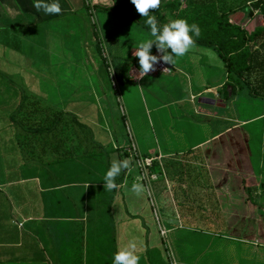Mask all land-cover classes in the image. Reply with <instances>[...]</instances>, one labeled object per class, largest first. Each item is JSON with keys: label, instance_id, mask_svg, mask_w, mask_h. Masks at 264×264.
Segmentation results:
<instances>
[{"label": "rangeland", "instance_id": "obj_1", "mask_svg": "<svg viewBox=\"0 0 264 264\" xmlns=\"http://www.w3.org/2000/svg\"><path fill=\"white\" fill-rule=\"evenodd\" d=\"M253 1L216 3L226 21L250 35L264 27L262 13L251 9ZM174 16L163 13L158 25ZM73 18L13 32L10 37L15 35L21 47L6 48L0 67L26 70V84L36 77L30 87L50 101L60 93L66 101L73 98L66 95L82 92L87 99L81 102L90 104L83 112L90 123L82 124L100 136L102 148H110L111 138L123 141L125 151L133 144L140 157L154 162L141 172L132 156L126 158L127 177L137 182L142 174H154L156 179L139 180L146 188L140 195L128 186L122 191L90 189L88 195L84 190L41 192L40 182L41 187L55 184L50 172L58 184L66 183V175L81 174L62 162L18 165V146L13 131L2 127L5 114L0 110V180L32 179L26 187L6 192L15 204L14 219L35 220L19 237L10 234L20 247L13 246L12 258L0 259V264H112L113 253L130 240L139 264H264V100L248 99L242 91L225 101L224 90L230 95L235 87L227 83L221 91L225 69L212 49L198 45L169 65V72L131 78V71L139 68L135 49L149 31L97 10H82ZM98 43L106 68L96 51ZM74 65L85 72L62 69L55 78L41 71ZM94 67L103 68L98 79ZM96 92L105 95L101 108L92 98ZM203 98L215 102L202 103ZM25 189L29 197L22 206L15 194ZM156 221L167 231L164 237Z\"/></svg>", "mask_w": 264, "mask_h": 264}, {"label": "trees", "instance_id": "obj_2", "mask_svg": "<svg viewBox=\"0 0 264 264\" xmlns=\"http://www.w3.org/2000/svg\"><path fill=\"white\" fill-rule=\"evenodd\" d=\"M82 1L83 8L88 13L96 10L108 13L149 31L144 24L146 17H141L136 12L130 0L110 6ZM251 9L264 16V0L251 2ZM165 12L175 15L174 19L184 18L188 23L198 25L200 34L194 38L193 45L212 49L221 61L225 69V81L220 84L221 91L227 83L235 87V93L231 92L230 95L224 90L223 95L227 94L223 96L225 101L242 91H246L245 97L248 99L264 100V27L247 35L243 29L226 21L225 16L218 10L216 0H161L157 9L149 10L157 25L164 20ZM96 51L101 55V66L106 68L99 43L96 44ZM155 51L156 48H153L152 54ZM0 110L5 114V119L1 121L2 127L4 130L13 131L19 151L18 160L25 154L32 162L45 161V157L48 162L51 161L50 164L93 162L95 171L103 176L114 160L129 158L125 150L104 152L101 145L93 141L91 130L79 122L76 116L45 103L2 73ZM254 118L241 122H249ZM68 143H74L76 155L63 147ZM122 171L126 169L121 170L115 179L122 177Z\"/></svg>", "mask_w": 264, "mask_h": 264}, {"label": "crops", "instance_id": "obj_3", "mask_svg": "<svg viewBox=\"0 0 264 264\" xmlns=\"http://www.w3.org/2000/svg\"><path fill=\"white\" fill-rule=\"evenodd\" d=\"M106 1L108 3H102V2L95 1L93 4H102V5L110 6L111 4H109V0H106ZM46 2L51 3L52 0H46ZM58 2H59L61 11L58 14L45 15L42 10L37 11L32 6V0H0V45H1L0 46V57L4 60L5 58L4 54H5L6 48L10 50L19 51L18 47H21L20 40L19 39L13 40L16 37L15 35L10 37V35L13 32L18 34L21 28H28V27L37 25L39 23H46V22H50L53 20H71L77 14V12H81L82 10H85L83 8L82 0H58ZM55 66H54V69L56 68ZM52 68L46 69L42 67L41 71L44 72L45 74L52 72L53 74H56L54 75L55 78H57V72L61 71L62 69H64V71L68 70L66 72H73V71H81L83 73L85 72V67H77V65L70 66V67H60L59 66V68H56V70H52ZM23 72L27 73V71L24 70L23 68L12 71V70H9L7 66L0 67V73L10 78L13 82H15L17 85L22 87L28 93L36 96L37 98L41 99L47 104L53 105L68 114H72L76 116L79 122L81 123H84V122L90 123V119L88 115L83 114V112L87 113L85 108H87V106L90 104L81 102L83 99H87L83 97L82 92L77 94L78 96L77 95L76 96L66 95L65 97H73V98H68V100L66 101L63 100V96L60 93V94H57V98L54 101H50L49 98H47V96H45L44 94H40V91L38 92V90L35 87H30V80L36 79V77H29L28 83L26 84V77L25 76L22 77ZM94 72L96 73L95 78L98 79L97 73L100 72V67H97V68L94 67ZM45 74L41 75V80H45L47 78ZM52 77L53 76L51 74L50 78L52 79ZM66 78L68 77L66 76ZM56 80L58 81L59 79H56ZM56 88H57V85H56ZM104 96H105L104 92H96L92 94V98L96 99L95 102L99 107H100L99 103L101 102V98ZM74 98L79 99V101L71 100ZM206 100L207 99L203 98V99H200V102L206 103L208 102ZM214 102L215 100H213V103ZM77 105H80V106L78 107ZM228 130L229 128H227V130H225L224 132H227ZM91 133H92L93 141L101 145V147H103L102 145L103 141L99 139L100 136L95 134V132H91ZM110 142H111L109 144L110 148L108 150L102 148L103 151L105 150L104 152H110L116 149L125 150V148H123L125 146L123 141H119V139L117 141L116 138H111ZM63 147H66V149L68 150L70 149L73 155L77 154L74 143L64 144ZM47 160L48 158L45 157V161L32 162L30 161L27 155L23 154L22 156H20V160H18L20 161V164L18 165H22V166L27 165V167L29 165H34L36 163H38L39 165L41 164L46 165V164H49ZM51 164H56V163H51ZM60 165H63V167L65 168H70V167L75 168L76 171L81 174V176H77L76 173L73 175V172H72L70 176L73 175V177H69L66 175V177L64 178L65 179L64 181L66 183L58 184L55 181L56 177H53L54 173L50 172V175L52 176L50 178H53L52 182H55V184L51 186L47 185V186L41 187V182H40L39 190H41V192L53 193L57 190L59 191L69 190V191L75 192L76 190H84L85 194L88 195L90 189L91 190L96 189L97 191H99L98 188L100 187L104 188L103 176H99V177L90 176L95 172V164L93 162L84 163V162H78V161H69L66 163H61ZM44 167L51 168L50 165H47ZM126 171H122L121 178L118 177L117 179H115L116 187L112 189L113 191H122L123 189H126L127 186H128V189H130L132 183L135 182V181L133 182L131 178L127 177ZM91 177H93L94 180L90 179ZM70 178H74L73 181H70L71 180ZM31 181L32 179L30 178H25V179H21L17 181L9 180L8 178H3L0 180V259H5V260H8V258L11 259L12 257L9 256L10 255L9 250L13 246L20 247L18 243L19 241H17V244L13 243L12 238L10 237V234H12L13 236L16 233L18 236L20 234V230L24 229V227L29 225L31 222L35 221L31 216L23 217V220L14 219L15 204L14 202H11L9 198L10 194L6 192V190L14 186H18V185H24L26 187V185ZM26 192L28 193L27 189H25L24 192H17L15 194V197L17 198V200L20 201V204L22 206L25 201V197H29L28 194L26 196L25 194ZM97 207H99V204ZM156 222L158 225V221Z\"/></svg>", "mask_w": 264, "mask_h": 264}, {"label": "clouds", "instance_id": "obj_4", "mask_svg": "<svg viewBox=\"0 0 264 264\" xmlns=\"http://www.w3.org/2000/svg\"><path fill=\"white\" fill-rule=\"evenodd\" d=\"M161 0H130L136 12L141 17H146L144 24L149 30V38L138 43L135 49V57L138 58V73L131 77L143 78L149 71L155 70L157 62L165 65H173L176 60L183 57L194 44V38L199 37L200 29L196 23H188L184 18L170 20L162 26L157 25L150 9H157ZM32 6L37 11H43L45 15L58 14L61 9L58 0L51 3L46 0H32ZM153 45L160 53L159 57L152 54ZM170 50V51H168ZM167 68H164V70ZM127 160L113 161L103 176V186L107 190L116 187L115 178L120 175L121 170L128 169ZM132 183L130 191L136 195L146 192L145 186L139 182ZM136 244L130 240L126 246L117 250L112 255V264H139L140 257L135 253Z\"/></svg>", "mask_w": 264, "mask_h": 264}, {"label": "built area", "instance_id": "obj_5", "mask_svg": "<svg viewBox=\"0 0 264 264\" xmlns=\"http://www.w3.org/2000/svg\"><path fill=\"white\" fill-rule=\"evenodd\" d=\"M154 55H157L159 57L160 53H158L157 51L155 52ZM164 68H167L164 70ZM154 69L155 70H152V71H149L145 76H153L155 74H157L158 72L162 71V72H169V68H168V65H165L161 62H157V64L154 66ZM138 73V71L136 69H133L131 71V75L132 76H135L136 74ZM140 78H137L136 80H138ZM127 151V154L128 156H132L133 157V160L136 162L137 164V167L140 169L141 172H146V169H150L152 167V163L154 161L153 158H145V157H140L137 153V150L135 148V146L133 144H131L128 149L126 150ZM148 167V168H147ZM154 174H149L148 177L151 179V180H155L156 177L155 175L152 176ZM148 177L144 174H142V180H140L141 182H144V181H147L149 182L148 180ZM158 229H159V234L160 236L164 237L166 234H167V231L165 230V228L162 226L159 225L158 223ZM171 264H174V262H172Z\"/></svg>", "mask_w": 264, "mask_h": 264}, {"label": "water", "instance_id": "obj_6", "mask_svg": "<svg viewBox=\"0 0 264 264\" xmlns=\"http://www.w3.org/2000/svg\"><path fill=\"white\" fill-rule=\"evenodd\" d=\"M168 68L170 69L171 67L168 65ZM206 101H208V102H206V103H209L210 102V104H213V100H206Z\"/></svg>", "mask_w": 264, "mask_h": 264}]
</instances>
